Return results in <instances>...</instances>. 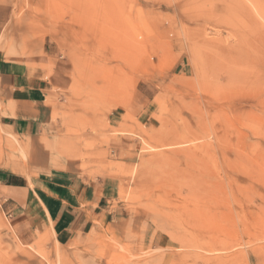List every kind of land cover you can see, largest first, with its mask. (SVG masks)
Segmentation results:
<instances>
[{
	"label": "rangeland",
	"instance_id": "rangeland-1",
	"mask_svg": "<svg viewBox=\"0 0 264 264\" xmlns=\"http://www.w3.org/2000/svg\"><path fill=\"white\" fill-rule=\"evenodd\" d=\"M0 60L46 89L45 167L112 182L66 246L0 203V264H264V0H0ZM5 98L0 171L36 175Z\"/></svg>",
	"mask_w": 264,
	"mask_h": 264
},
{
	"label": "crops",
	"instance_id": "crops-1",
	"mask_svg": "<svg viewBox=\"0 0 264 264\" xmlns=\"http://www.w3.org/2000/svg\"><path fill=\"white\" fill-rule=\"evenodd\" d=\"M0 79L5 100L14 102L15 108L14 116L4 117L2 126L21 140L31 142L29 168L39 169L36 175L28 177L0 171L3 211L19 242L31 243L37 233L46 230L52 232L58 245L66 246L77 234L82 235L92 227L93 219L99 216L101 203L110 195L112 182L81 176L75 163L68 159L66 169L45 167L48 162L46 157L41 160V146L36 144L45 124L42 119L45 111L40 110L46 90L42 81L26 74L17 63L1 60ZM26 106L37 109L28 114ZM18 149L22 154L20 146Z\"/></svg>",
	"mask_w": 264,
	"mask_h": 264
},
{
	"label": "bare ground",
	"instance_id": "bare-ground-1",
	"mask_svg": "<svg viewBox=\"0 0 264 264\" xmlns=\"http://www.w3.org/2000/svg\"><path fill=\"white\" fill-rule=\"evenodd\" d=\"M227 51V50H226ZM229 53V52H228ZM169 138V137H168ZM168 138H166V137H162L161 139H168ZM207 202V201H206ZM209 205V204H208ZM204 210L206 211L203 215H204V217L207 215V216H210V217H212L213 216V214L210 212V211H212L211 210V208H210V206H208L207 207V205H205V207H204ZM210 210V211H209ZM214 212V211H213ZM216 213V212H215Z\"/></svg>",
	"mask_w": 264,
	"mask_h": 264
}]
</instances>
